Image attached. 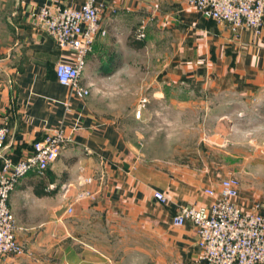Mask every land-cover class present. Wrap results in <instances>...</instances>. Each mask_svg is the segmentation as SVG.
I'll use <instances>...</instances> for the list:
<instances>
[{"label": "crops", "instance_id": "1", "mask_svg": "<svg viewBox=\"0 0 264 264\" xmlns=\"http://www.w3.org/2000/svg\"><path fill=\"white\" fill-rule=\"evenodd\" d=\"M4 1L13 5L7 19L12 20L14 38L7 49L10 53L0 61V126L8 128L3 156L13 161L24 158L35 139L59 129L73 140L48 169L54 182L50 188L65 176L55 195L36 196L26 177L10 195L16 237L24 255L10 257L6 263L88 264L86 258H91L92 264H110L95 249L96 255L87 252V246L82 251L76 244V228L93 213H103L139 218V225L151 228L159 238L152 253L157 264L164 260L199 264L195 227L190 222L173 227L171 219L183 206L208 205L211 198L204 190L217 189L220 181L212 172L185 164L156 168L155 161L138 163L136 148L98 109L97 87L116 84L127 69L135 67L132 60L125 59L126 54L136 52L126 41L141 25L146 28L147 41L156 35L157 47L166 45L158 61L162 69L159 80L168 86L176 88V68L195 77L199 72L211 81L231 75L250 84H264V26L258 37L247 29L236 36L228 24L204 17L187 0H96L103 5L100 16L106 35L97 37L80 75L81 84L90 87V96L77 99L54 74L58 62H73L72 53L59 50L43 29L33 26L30 14L44 6L78 8L83 0ZM155 95L164 97L161 92ZM84 177L93 180L94 200L79 197L78 189L68 187H75ZM154 192L163 193L167 203L156 201ZM24 201L31 202L23 207L28 218L46 206L49 217L44 228L37 230L18 220ZM254 201L252 193L240 188L237 202L242 208H251ZM68 207L73 210L71 215L66 213ZM261 213L264 215L262 204Z\"/></svg>", "mask_w": 264, "mask_h": 264}, {"label": "rangeland", "instance_id": "2", "mask_svg": "<svg viewBox=\"0 0 264 264\" xmlns=\"http://www.w3.org/2000/svg\"><path fill=\"white\" fill-rule=\"evenodd\" d=\"M11 10L10 2L0 1V61L10 53L7 49L14 38L12 20L7 19ZM157 39L153 35L147 41L144 35L145 47L125 57L135 67L127 69L116 84L97 87L101 114L115 122L136 148L138 163L155 161L156 168L185 164L212 172L218 181L236 177L240 188L264 205V84H250L231 75L211 81L199 72L195 77L176 68V88L168 86L159 80L158 60L166 45L157 47ZM157 92L164 97H155ZM30 203L20 204L24 205L17 218L40 230L48 223L46 206L28 218L23 207ZM138 219L93 213L76 228L83 245L76 244L82 251L87 246V252L94 255L95 249L110 264H157L152 253L159 238L151 228L139 225ZM86 259L92 264L91 258Z\"/></svg>", "mask_w": 264, "mask_h": 264}, {"label": "built area", "instance_id": "3", "mask_svg": "<svg viewBox=\"0 0 264 264\" xmlns=\"http://www.w3.org/2000/svg\"><path fill=\"white\" fill-rule=\"evenodd\" d=\"M189 7L204 17L226 23L238 36L240 30H250L254 37L261 35L264 26V0H187ZM103 5L96 0H83L78 8L41 7L30 14L32 25L43 29L59 50L70 51L73 62H58L54 67L57 82L71 90L77 99L90 96V87L81 84L80 75L87 56L97 37L106 35L101 24ZM137 37L144 38V27L137 29ZM140 113H138L139 115ZM8 136L6 125L0 126V264L10 257L24 255V248L16 237V219L9 206L10 195L17 183L30 174L43 177L55 162L61 149L72 143L63 130H55L31 143L30 152L17 161L3 156ZM90 177L79 178L76 186L79 197L94 200ZM65 187V186H63ZM66 187V189H68ZM68 190H65L63 195ZM240 182L227 177L218 188H206L204 194L211 202L204 206H183L172 216L171 225L182 227L190 222L196 230L199 264H264V215L261 205L242 208L237 200ZM153 197L161 205L167 203L163 193ZM73 212L71 207L67 214Z\"/></svg>", "mask_w": 264, "mask_h": 264}, {"label": "trees", "instance_id": "4", "mask_svg": "<svg viewBox=\"0 0 264 264\" xmlns=\"http://www.w3.org/2000/svg\"><path fill=\"white\" fill-rule=\"evenodd\" d=\"M126 45L133 50H141L145 47V40L137 37V29H133L130 35L127 38ZM28 184L32 186L34 194L38 197L53 196L55 195L60 187V184L63 182V179L60 180L53 188H50L49 185L54 183L50 178L48 170L45 172L43 177H38L35 174L27 175Z\"/></svg>", "mask_w": 264, "mask_h": 264}]
</instances>
